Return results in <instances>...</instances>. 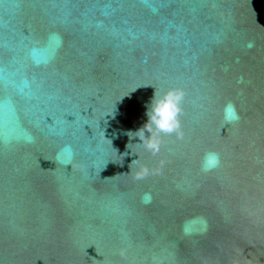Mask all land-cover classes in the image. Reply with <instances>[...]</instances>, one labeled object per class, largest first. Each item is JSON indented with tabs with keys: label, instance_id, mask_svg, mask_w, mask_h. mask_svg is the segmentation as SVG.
I'll return each mask as SVG.
<instances>
[{
	"label": "water",
	"instance_id": "95a60500",
	"mask_svg": "<svg viewBox=\"0 0 264 264\" xmlns=\"http://www.w3.org/2000/svg\"><path fill=\"white\" fill-rule=\"evenodd\" d=\"M0 264H264V0H0Z\"/></svg>",
	"mask_w": 264,
	"mask_h": 264
},
{
	"label": "clouds",
	"instance_id": "9594fccd",
	"mask_svg": "<svg viewBox=\"0 0 264 264\" xmlns=\"http://www.w3.org/2000/svg\"><path fill=\"white\" fill-rule=\"evenodd\" d=\"M182 99L183 92L181 90L170 89L159 98L155 100L152 98L150 101L146 112L147 121L143 127L137 131L140 133V136L137 137L149 151L155 153L159 150L161 134H175L177 138L183 137L179 119L182 112ZM223 111L226 122L232 123L239 120V115L233 104H226ZM146 132L148 133L147 136L145 135ZM63 151L70 152L71 149L69 146H66ZM219 163L220 158L218 154L214 152L207 153L204 157L203 169L204 171H208L218 166ZM150 202L151 196L146 195L144 203L147 204Z\"/></svg>",
	"mask_w": 264,
	"mask_h": 264
}]
</instances>
